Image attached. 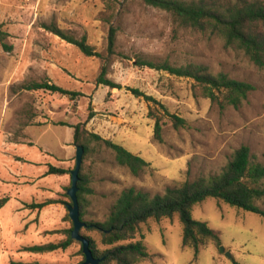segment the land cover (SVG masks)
<instances>
[{
    "label": "rangeland",
    "instance_id": "1",
    "mask_svg": "<svg viewBox=\"0 0 264 264\" xmlns=\"http://www.w3.org/2000/svg\"><path fill=\"white\" fill-rule=\"evenodd\" d=\"M0 23L8 33L6 43L12 45L6 51L0 44V198L7 197L0 206V264L83 261L76 240L65 249L42 253L22 249L63 240L72 224L67 217L70 198L66 189L75 165L71 125L76 123L103 133L118 126L116 138L124 140L122 130L137 124L138 143L128 141L130 148L126 147L149 162L144 173L134 176L117 165L110 152L88 153L82 171L91 193L84 194V220L103 219L124 187L155 193L175 181L218 172L241 144L250 147L256 161L264 162V68L219 37L179 26L167 12L142 0H0ZM43 23L54 24L75 38L85 37L102 56L84 55ZM110 27L116 39L115 53L108 55ZM136 55L178 65L202 63L213 72H228L250 82L253 89L238 107H221L201 96L191 78L136 66ZM102 67L120 88L108 91L97 84ZM45 80L81 95L23 88ZM128 87L152 95L170 112L185 118L188 127L176 129L164 116L162 140L154 141L153 119L147 116L150 103L135 97ZM48 164L62 166L66 172L47 175ZM46 199L55 203L28 206ZM258 203L264 209V198ZM191 213L217 233L219 244L208 241L194 256L192 248L182 245L176 215L149 219L136 233L149 253L138 264H232L233 259L264 264V219L260 215L212 197L194 204ZM81 233L104 247L99 233L84 229Z\"/></svg>",
    "mask_w": 264,
    "mask_h": 264
},
{
    "label": "trees",
    "instance_id": "2",
    "mask_svg": "<svg viewBox=\"0 0 264 264\" xmlns=\"http://www.w3.org/2000/svg\"><path fill=\"white\" fill-rule=\"evenodd\" d=\"M145 4L167 12L172 21L182 27L191 28L203 33H210L223 40L226 46L241 50L257 67L264 68V0H142ZM42 26L61 38L76 45L86 56H102V54L86 42L85 37L75 38L66 34L54 24L43 23ZM8 36L0 23V44L9 51L11 44L6 43ZM116 32L109 28L107 35V53H115ZM139 67L165 71L178 77L191 78L200 95L217 102L221 107L231 105L238 107L247 98L253 85L245 80L232 77L228 72H213L202 63L187 62L174 64L167 59L152 60L141 55L133 58ZM97 84L109 89L120 88V84L106 76L105 68L96 78ZM24 89H45L50 92L70 95H81L79 91L64 88L50 81H32L23 85ZM135 97H142L150 103L147 116L153 119L152 139L162 140V118L167 117L176 129L188 127L185 118L170 112L163 103L152 95L146 94L136 87H128ZM91 114L88 115V118ZM74 144L84 149L83 159L77 182L79 216L85 225L80 229L95 231L100 235L99 247L95 239L81 233L89 241V247L99 264H138L147 258L149 253L141 241L136 239L140 225L149 219L158 221L162 218L177 216L181 224V241L183 246L192 248L196 256L200 248L208 241L220 243L219 236L205 221L192 217L194 204L208 197L220 199L230 206L253 212L264 219V209L258 203L264 198V162L254 159L250 147L241 144L235 148L225 165L215 173H200L193 178L175 181L165 186L161 192L151 193L134 186L122 188L112 202L109 211L101 220H84L85 193H91L87 186V176L82 171L84 159L88 153L106 150L112 154L114 162L126 167L134 176H139L149 166V162L140 154L132 152L122 144L88 130L84 124L71 125ZM46 174H62L66 169L62 166L47 165ZM67 195V194H66ZM7 197L0 198V206ZM54 200H44L28 204L30 208H42ZM68 217V214H67ZM69 218V217H68ZM71 226L65 230L66 237L58 242H47L24 246L22 249L34 253L65 249L74 239L71 238ZM80 252L82 249L80 246ZM83 254V253H82ZM84 259V255H83ZM82 262V261H80ZM79 262V263H80ZM77 263V264H79ZM17 264H44L38 261ZM232 264H243L237 260Z\"/></svg>",
    "mask_w": 264,
    "mask_h": 264
},
{
    "label": "water",
    "instance_id": "3",
    "mask_svg": "<svg viewBox=\"0 0 264 264\" xmlns=\"http://www.w3.org/2000/svg\"><path fill=\"white\" fill-rule=\"evenodd\" d=\"M84 149L81 145L75 144V165L74 168L70 170L71 183L70 186L66 189V194L70 198V202L66 203L68 217L72 222L71 229V238L80 242L82 253L84 259L79 264H99V259L95 258L92 254V251L89 247L88 239L83 236L80 232V229L85 225V223L80 219L79 216V204H78V179H79V170L83 159ZM224 247L220 245V250H223ZM225 254L230 257L231 254L229 251H226Z\"/></svg>",
    "mask_w": 264,
    "mask_h": 264
},
{
    "label": "crops",
    "instance_id": "4",
    "mask_svg": "<svg viewBox=\"0 0 264 264\" xmlns=\"http://www.w3.org/2000/svg\"><path fill=\"white\" fill-rule=\"evenodd\" d=\"M119 131V127L118 126H115V127H111V128H107V129H105V132L103 133V132H101V131H99V132H97V131H95V132H97V133H99L100 135L102 134V136L103 137H105V138H109V139H111V140H113V141H115V142H118V143H120V144H122L124 147H129L128 146V141L130 142L131 141V143H138V138H137V136L139 135V132H140V128H139V126L137 127V124H131V125H129L127 128H125L124 130H122V134H124V136H126V139L124 140V139H117L116 138V133ZM142 142V141H141ZM62 146H65V144H64V142H63V140H62ZM126 147V148H127ZM130 148V147H129ZM129 150V149H128ZM45 152L47 153V155H49V156H52V152L51 151H49L48 149H46L45 150ZM133 152V151H132ZM135 153H138V152H135ZM138 154H140V153H138ZM48 175V174H47ZM46 200H49V199H46ZM52 200V199H51ZM53 203H55V202H52V203H49L48 205H50V204H53Z\"/></svg>",
    "mask_w": 264,
    "mask_h": 264
}]
</instances>
